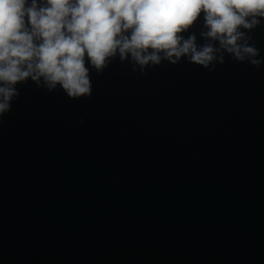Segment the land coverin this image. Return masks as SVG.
<instances>
[{
    "label": "water",
    "instance_id": "95a60500",
    "mask_svg": "<svg viewBox=\"0 0 264 264\" xmlns=\"http://www.w3.org/2000/svg\"><path fill=\"white\" fill-rule=\"evenodd\" d=\"M249 34L264 60V19ZM225 61L116 58L80 99L18 84L0 264H264V64Z\"/></svg>",
    "mask_w": 264,
    "mask_h": 264
},
{
    "label": "clouds",
    "instance_id": "9594fccd",
    "mask_svg": "<svg viewBox=\"0 0 264 264\" xmlns=\"http://www.w3.org/2000/svg\"><path fill=\"white\" fill-rule=\"evenodd\" d=\"M201 12L198 43L191 30ZM262 19L264 0H0V120L18 84L88 98L91 71L116 58L143 74L182 59L214 71L226 55L258 69L264 60L249 33Z\"/></svg>",
    "mask_w": 264,
    "mask_h": 264
}]
</instances>
